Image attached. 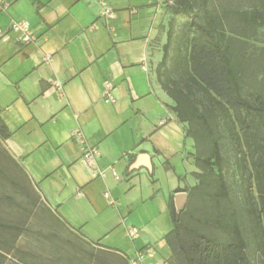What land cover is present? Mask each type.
<instances>
[{"label":"crops","instance_id":"1","mask_svg":"<svg viewBox=\"0 0 264 264\" xmlns=\"http://www.w3.org/2000/svg\"><path fill=\"white\" fill-rule=\"evenodd\" d=\"M172 1L0 0V147L62 222L122 264L145 249L146 264H173L171 203L180 212L177 195L197 184L196 142L160 69ZM77 129L101 152L95 167Z\"/></svg>","mask_w":264,"mask_h":264},{"label":"trees","instance_id":"2","mask_svg":"<svg viewBox=\"0 0 264 264\" xmlns=\"http://www.w3.org/2000/svg\"><path fill=\"white\" fill-rule=\"evenodd\" d=\"M170 10L160 65L163 86L176 101L180 120L188 124L186 136L196 142L199 169L185 207L177 212L171 203L174 226L166 240L172 261L249 264L240 206L248 216V232L264 254V53L256 57L249 52L248 43L238 38L247 34L230 20L255 35L258 27H264V0L260 7L245 10H219L211 7L210 0H175ZM197 90L207 99L203 108L195 97ZM222 127L228 132L242 201L233 195L224 171ZM7 135L0 123V136ZM0 228L24 231L19 224L2 221Z\"/></svg>","mask_w":264,"mask_h":264},{"label":"rangeland","instance_id":"3","mask_svg":"<svg viewBox=\"0 0 264 264\" xmlns=\"http://www.w3.org/2000/svg\"><path fill=\"white\" fill-rule=\"evenodd\" d=\"M261 1L210 0V5L219 10H245L254 6L260 7ZM174 3L175 0L171 5ZM170 7L166 30L172 17ZM230 22L238 31L247 34L244 35L248 37L238 38L248 43L249 52L260 57L264 53V27H258L255 35L252 36L251 30L235 19H231ZM195 97L199 100L201 108L207 104V99L201 90L195 92ZM185 125L188 126L187 123ZM222 129L225 136L222 140V152L227 158L224 171L233 195L240 200L239 173L228 132L223 127ZM0 170V221L16 223L24 227L21 233L0 228V264H122L120 259L86 242L62 222L42 199L27 173L12 159L4 147H0ZM196 182L198 183V180ZM20 186L24 187L27 194L22 192ZM240 211L249 241V264H264V254L248 232L249 220L242 206Z\"/></svg>","mask_w":264,"mask_h":264},{"label":"built area","instance_id":"4","mask_svg":"<svg viewBox=\"0 0 264 264\" xmlns=\"http://www.w3.org/2000/svg\"><path fill=\"white\" fill-rule=\"evenodd\" d=\"M102 15H105L107 17H113L115 14V9L110 6L107 3L102 4L101 9ZM11 30L18 33L20 35V40L23 43H32L36 40V34L34 30L32 29L30 23L26 20H17L14 21L11 25ZM5 30L0 27V35H3ZM111 84L107 83V88H110ZM74 137L82 144L84 145L82 158L90 167H95L97 158L100 157L101 152L98 147L96 146H87L86 145V139L82 133L81 130L77 129L74 131ZM114 175L118 177L116 171H113ZM109 195L108 193H106ZM139 234L138 228H131L130 235L135 237ZM153 252H150V250H141L137 253V255L130 259V264H146L145 263V257L152 256Z\"/></svg>","mask_w":264,"mask_h":264},{"label":"water","instance_id":"5","mask_svg":"<svg viewBox=\"0 0 264 264\" xmlns=\"http://www.w3.org/2000/svg\"><path fill=\"white\" fill-rule=\"evenodd\" d=\"M188 195L186 193H179L177 195L176 203L177 206L180 207L186 202Z\"/></svg>","mask_w":264,"mask_h":264}]
</instances>
